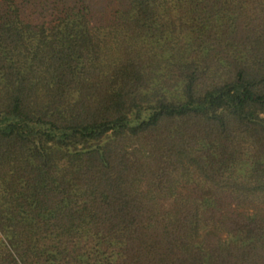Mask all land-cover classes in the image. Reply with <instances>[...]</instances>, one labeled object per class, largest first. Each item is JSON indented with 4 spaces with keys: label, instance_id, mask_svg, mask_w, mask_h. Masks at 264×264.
<instances>
[{
    "label": "trees",
    "instance_id": "16d2710c",
    "mask_svg": "<svg viewBox=\"0 0 264 264\" xmlns=\"http://www.w3.org/2000/svg\"><path fill=\"white\" fill-rule=\"evenodd\" d=\"M0 264H264V0H0Z\"/></svg>",
    "mask_w": 264,
    "mask_h": 264
}]
</instances>
